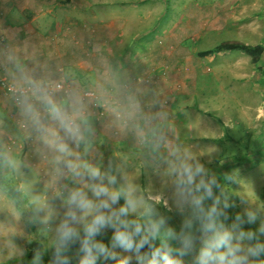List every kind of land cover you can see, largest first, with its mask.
<instances>
[{
	"label": "rangeland",
	"instance_id": "374dc122",
	"mask_svg": "<svg viewBox=\"0 0 264 264\" xmlns=\"http://www.w3.org/2000/svg\"><path fill=\"white\" fill-rule=\"evenodd\" d=\"M199 3L212 6L214 2L201 0ZM162 31L142 32L147 33L142 41H152L147 51L162 44L158 41ZM192 37L186 45L199 50L208 47L210 39V46L235 40L251 41L245 32L235 28L206 29L203 37L198 34ZM130 47L136 48V44ZM221 64L215 62L212 68L218 69ZM65 78L67 80L56 78L53 86L44 90L51 102L55 101L54 97L58 100L62 93L76 103L89 101L94 115H106L98 92L89 88L84 80L79 79L77 83ZM259 84L264 87V75ZM58 85L64 89H57ZM25 86H29V93L38 91L36 85ZM214 87L219 97L214 95L215 98L206 104L209 115L213 116H205L203 122H191L185 130L183 125L176 127L164 119L153 130L156 136L148 137L149 131L147 137L144 134L140 137L146 138L145 141L131 140L138 146L137 154L124 156L121 166L115 164L116 160L112 161V154L104 151L103 157L109 164L105 166V161H98L102 153L95 151L94 160L86 159L82 164L90 177L86 187L72 186L74 160L58 142L63 131L55 128L53 132V125L46 126V122L52 118L56 120V114L61 113L55 108L56 104L41 112L45 125L36 118L39 121L35 123L37 133L42 137L39 141H45V136L49 139L45 147L38 144L36 155L39 158L33 161L23 156L25 149L18 146L26 142L28 150H32L35 125L12 111L13 124H8V131L14 142L9 150L13 157L3 156L7 153L0 150V264H29L26 255L34 242L43 245L45 259L38 261L39 264H50L52 255L58 259L69 258L74 264H145L143 257L120 243V235L130 240L136 236L155 241L161 254L148 258L146 264H164L165 255L176 264H264V106L263 114L256 108L264 103V90L253 95L256 98L253 102L243 97L245 93L240 88L235 92L232 86L223 94L219 92L220 87ZM0 90L12 98L1 83ZM86 92L94 94L88 97ZM3 102L7 104L6 100ZM19 103L13 99L10 106L15 109ZM69 112L61 114L76 116L75 110ZM183 114H178L180 120L189 116V113ZM125 118L123 110L113 111L114 135L126 132L127 127L118 128V120H128L126 124L134 120L133 117ZM207 137L215 139L209 141ZM86 144L92 148L94 140ZM20 155L22 158L18 157ZM185 168L192 170V183L188 182ZM64 170L67 173L63 174ZM93 171L98 175L93 176ZM100 189L107 192L97 195ZM73 193H80V199L89 202L88 207L81 208L78 203L71 202ZM113 193L117 194L115 199ZM148 196L158 197L151 203ZM201 197L203 199H199ZM98 216L103 219L96 222ZM109 236L112 243H109ZM220 236H226V242L217 246L215 241ZM85 239L94 243L86 253L71 248V243Z\"/></svg>",
	"mask_w": 264,
	"mask_h": 264
},
{
	"label": "crops",
	"instance_id": "0c3cea01",
	"mask_svg": "<svg viewBox=\"0 0 264 264\" xmlns=\"http://www.w3.org/2000/svg\"><path fill=\"white\" fill-rule=\"evenodd\" d=\"M200 1L0 0V69L3 70L0 72L10 84L38 86L36 93L21 95L15 109L10 106L13 98L3 95L0 90V150L7 153L2 155L13 157L9 150L14 142L8 131V124H13L12 111L35 125L32 150H28L23 141L24 146H18L19 149L24 147L22 155L33 161L39 158L36 155L39 153L38 144L45 147L44 143L49 139L45 136L43 143L39 141L42 137L37 133L36 118L42 121L41 112L54 103L61 113L75 110V117H65L58 112L56 120L52 118L46 126L53 125V132L55 128L63 131L58 142L65 146L74 160L73 171L70 169L74 177L72 186L86 187L90 177L82 164L86 159L94 160L97 156L95 151L102 153L98 161H105V166L109 164L103 157L104 151L112 154V161L116 160L115 164L121 166L124 156L137 154L138 146L131 140L141 141L140 137L143 134L147 137L149 131L148 137L156 136L153 130L164 119L176 127L183 125L186 130L189 123H201L205 116L212 117L206 104L215 96L219 97L214 86L220 87L219 92L223 94L232 86L235 92L240 88L245 99L256 101L253 95L264 90L259 84L260 77L264 75V0H213L212 6L201 5ZM227 28L243 31L251 40L228 42L262 47L258 63L255 64L253 58L241 49L216 52L217 45L210 46L212 39L202 50L190 49L186 45L191 36L194 38L198 34L203 37L206 29L218 31ZM145 30H163L158 40L162 44L147 51L152 41H142L146 38L147 33H142ZM132 44H136V48L130 47ZM231 53L237 54L231 57ZM219 61L221 67L213 69L214 63ZM59 77L72 78L77 83L79 79L84 80L89 88L99 93V103L106 108V115L96 116L89 101L76 103L62 93L58 100L54 97L55 101L51 102L44 95V90L53 86ZM5 100L7 104L4 105ZM263 106L264 103L256 106L258 112L262 113ZM140 107L144 111H140L143 110ZM118 110H123L127 119L134 118L133 124H126L128 120H118V128L122 125L127 127L123 135H114L112 130L111 116ZM179 113L180 116L189 113V116L180 120ZM90 140H94L92 148L86 144ZM145 140L143 138L142 141ZM124 142L128 145H123ZM201 154L204 155L203 152ZM98 171L101 170L98 168ZM157 197L148 196L147 199L152 203ZM138 239L135 236L132 240ZM112 242L109 236V243ZM133 251L138 257H143L145 264L148 258H156L160 253L156 243L151 256Z\"/></svg>",
	"mask_w": 264,
	"mask_h": 264
},
{
	"label": "trees",
	"instance_id": "16d2710c",
	"mask_svg": "<svg viewBox=\"0 0 264 264\" xmlns=\"http://www.w3.org/2000/svg\"><path fill=\"white\" fill-rule=\"evenodd\" d=\"M237 49L244 50L248 55L253 58L254 63H258L259 57L263 51L261 46H248L239 42H225L215 48L216 52H227L235 51ZM13 188L11 192H13ZM150 201V200H148ZM93 242L89 240L77 241L71 243V248L73 250H78L80 253H86L90 246H93ZM125 244V243H124ZM138 254L143 256H151L154 254L155 241L148 237H140L138 240H132L130 245ZM45 259V254L43 252V245L41 242H34L26 255V260L29 264H39L38 261H43ZM5 264H14L13 262ZM17 264V263H16ZM19 264V263H18ZM50 264H74L69 258L58 259L55 255H52Z\"/></svg>",
	"mask_w": 264,
	"mask_h": 264
},
{
	"label": "clouds",
	"instance_id": "9594fccd",
	"mask_svg": "<svg viewBox=\"0 0 264 264\" xmlns=\"http://www.w3.org/2000/svg\"><path fill=\"white\" fill-rule=\"evenodd\" d=\"M53 111L55 112L56 109L54 108ZM61 150H63V149H61ZM185 171H186V173L188 175V182L192 183V180H193L192 170L189 169V168H185ZM197 171H199V169H197ZM92 175L96 176V175H98V172L97 171H93ZM100 192H107V190L106 189H100L96 194L99 195ZM111 195H112V198L115 199L117 194L113 193ZM80 196H81L80 193H73L72 196H71V202L78 203L81 208L88 207V203L89 202H87L86 200L80 199ZM199 199H203V197H201ZM199 199L197 200V203H199ZM102 219H103V217H99L98 216V217H96V222H99ZM118 238L121 240L122 243H125L126 245H130V243H131L130 239L127 236H125V235H120ZM225 242H226V236H220V237H218L216 239L215 244L217 246H219L220 244L225 243ZM229 251H231V249H229ZM208 254H209L208 251L205 250V255H208ZM221 261L223 262V256H221ZM164 264H176V262L172 261L171 259H169L167 257V255H165L164 256Z\"/></svg>",
	"mask_w": 264,
	"mask_h": 264
},
{
	"label": "built area",
	"instance_id": "2783aa9c",
	"mask_svg": "<svg viewBox=\"0 0 264 264\" xmlns=\"http://www.w3.org/2000/svg\"><path fill=\"white\" fill-rule=\"evenodd\" d=\"M0 83L1 85L6 89V92H8L11 97L16 101V102H20V97L21 95L25 94L26 92H29L30 89L29 86L28 87H20V86H16L13 84H10L5 77L2 76L1 72H0ZM57 89L61 90L64 89V87L61 86H57ZM94 93H90V92H86L85 96L91 97Z\"/></svg>",
	"mask_w": 264,
	"mask_h": 264
}]
</instances>
